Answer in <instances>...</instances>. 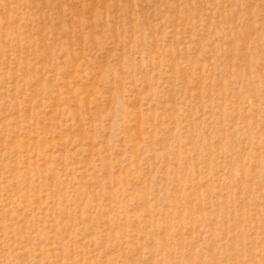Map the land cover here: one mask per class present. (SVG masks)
<instances>
[{
  "label": "rangeland",
  "instance_id": "1",
  "mask_svg": "<svg viewBox=\"0 0 264 264\" xmlns=\"http://www.w3.org/2000/svg\"><path fill=\"white\" fill-rule=\"evenodd\" d=\"M0 264H264V0H0Z\"/></svg>",
  "mask_w": 264,
  "mask_h": 264
}]
</instances>
